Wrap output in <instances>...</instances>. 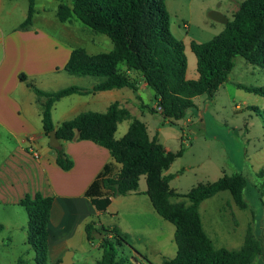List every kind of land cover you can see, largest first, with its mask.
I'll use <instances>...</instances> for the list:
<instances>
[{
  "label": "trees",
  "instance_id": "trees-1",
  "mask_svg": "<svg viewBox=\"0 0 264 264\" xmlns=\"http://www.w3.org/2000/svg\"><path fill=\"white\" fill-rule=\"evenodd\" d=\"M56 1L61 23L76 17L93 31L110 38L114 45L111 51L94 55L83 48L72 50L64 70L69 75L94 78L97 82L91 89L72 85L45 92L33 82H27L39 98L46 136L55 131L61 141H90L110 152L113 162L103 167L85 193L95 209L106 211L112 199L138 192L144 176L145 194L153 208L176 229V256L163 258V264H253L256 258L264 257L263 241L251 225L247 227L240 249L215 248L204 231L199 213L204 200L223 191L230 192L240 209H247L244 191L248 180L244 174H225L213 183L199 184L186 195H179L170 188L173 175H164V172L182 156L183 148L176 153L166 152L157 135L151 138L146 124L132 118L129 110L119 102H113L104 113H80L56 130L52 117L55 103L62 98L128 88L140 102L141 110L156 113L160 107L159 113L166 121L174 123L184 119L188 110L196 107L197 97L205 95L208 100L214 99L216 92L228 81L238 56L264 69V0H244L219 35L204 43L191 42L197 60L195 80L187 78L186 46L171 30L166 0ZM28 2V16L22 29L32 25L36 13V0ZM131 72L139 74L154 91L155 108L141 102L138 82ZM20 78L27 81L23 74ZM238 87L264 98V87L241 84ZM124 119L132 121L127 133L116 139L118 124ZM54 150L57 164L63 170H70L74 162L60 146ZM258 175L264 178V172ZM173 197L185 200L172 202ZM19 205L27 212L26 243L35 251V263L49 264L48 225L53 198L36 193L26 196ZM101 228L108 237L102 240V257L96 264H125L121 250L127 247L135 252L129 237L116 228ZM3 230L4 226L0 225V234ZM98 231L95 223L86 226L89 242L94 241Z\"/></svg>",
  "mask_w": 264,
  "mask_h": 264
},
{
  "label": "rangeland",
  "instance_id": "rangeland-1",
  "mask_svg": "<svg viewBox=\"0 0 264 264\" xmlns=\"http://www.w3.org/2000/svg\"><path fill=\"white\" fill-rule=\"evenodd\" d=\"M218 1L166 0L171 30L186 46L187 76L191 80L197 78V60L191 50V42L204 43L219 35V26L210 17L212 11H217ZM58 4L56 0H36L33 23L22 29L21 25L28 16V0H0V34L6 35L14 30L43 32L56 38L63 49L83 48L92 55L107 53L113 49L110 38L93 31L76 17L61 23L57 17ZM221 4L231 6L232 0H223ZM1 51L2 46L0 55ZM230 77L231 81L226 83L224 89L216 92L213 100H208L205 95L196 98V107L188 110L184 119L174 123L166 121L159 112H145L142 115L143 110L137 99L127 102L124 98L120 104L129 110L132 118L147 123L149 135H157L166 152L176 153L183 148L182 156L176 158L165 171L167 175H173L170 188L175 193L186 195L193 187L213 183L225 174L245 175L248 180L244 191L247 209H240L229 191L219 192L204 200L199 207L204 231L214 247L238 250L243 245L248 225L253 227L254 233L264 244V178L258 175L264 172V105L258 104V109L254 108L257 111H253L251 107L257 105L253 98H258L257 95L239 89L235 83L239 81L245 86L264 87V69L238 56ZM71 78L74 77L63 71L57 81L52 82L47 77L34 79L40 89L57 91L72 85ZM78 78L83 80L85 86L84 80L94 79ZM29 90L36 97L33 90ZM118 90L107 91L101 96L103 101L100 102L99 112H105L111 103L122 100L119 96L121 93L117 92H124L128 99H132L130 89ZM140 97L143 104L155 108V94L151 88L143 89ZM87 98L90 99L77 95L64 99L54 114L55 122L64 119L63 113L71 106L77 107L74 110L78 112L81 109L92 110L86 103L77 106L74 103ZM245 102L249 103L248 106ZM131 121L132 119H124L118 124L116 139L127 133ZM139 184V191L147 189L144 176ZM126 198L118 199L113 209L100 218L106 227L123 231L132 242L135 252L127 247L121 250V256L126 259L125 264H163V258H174L178 249L175 226L156 213L147 197L134 195ZM182 200L185 199L171 198L172 202ZM186 202L189 203L188 200ZM114 209L118 210V216H114L117 213ZM17 211L0 206V223L7 225L0 234V264H36L35 251L26 243L22 230L12 229L6 222ZM27 219L28 216L21 219L26 230ZM98 229L93 242L88 243L82 238L75 258L76 264H95L102 257V240L108 234L101 227ZM49 264H54V261L50 259ZM253 264H264V257L256 258Z\"/></svg>",
  "mask_w": 264,
  "mask_h": 264
},
{
  "label": "crops",
  "instance_id": "crops-1",
  "mask_svg": "<svg viewBox=\"0 0 264 264\" xmlns=\"http://www.w3.org/2000/svg\"><path fill=\"white\" fill-rule=\"evenodd\" d=\"M243 1L232 0L231 6H223L221 4L223 0H219L216 3L218 5L216 10L228 21H231ZM216 23L219 26L217 32L220 34L225 29L226 24ZM0 46H2L0 55V206L3 208L11 207L14 211L18 209L15 214L8 217L6 222L12 229H21L26 238V226L22 225L21 219H25L27 214H25V209L19 205L20 201L26 196H33L36 193H41L45 197H52L53 206L48 225L49 260L52 259L54 264H62L66 254L72 252L68 254L67 258L72 260V264H76L75 258L82 238L84 237L85 241L90 243L87 239L86 226L89 223H95L97 228L106 227L100 218L113 209V205L119 201L118 199H127L126 197L136 195L147 197L151 203L145 194L147 189L139 191V184L138 192L114 198L106 211H97L85 193L103 167L113 162L110 152L90 141L59 140L60 147L74 162L70 170H63L57 164V152L50 147L49 137L44 132L39 98L37 95H35L37 98L31 95L29 92L31 88L27 85V82H33L36 85L34 79L36 77H47L52 82L57 81L62 72H66L64 67L69 60L72 49H63L61 43L49 34L17 30L6 35L1 33ZM22 74L27 78L26 82L21 80ZM138 75L136 72H131L133 78H137ZM69 76L74 77L71 78L72 85L82 88L91 89L97 82L94 79L84 80L87 85L85 86L83 80L78 76ZM230 81L231 77L229 76L226 83ZM137 82L140 96V92L147 89L148 86L140 75ZM226 83L218 91L224 89ZM235 84L243 85L244 83L237 81ZM36 86L38 87V85ZM45 92L54 91L46 90ZM106 92L80 95L90 97V99H79L74 103L76 106L86 103L92 108L88 111L99 112L100 102L103 101L101 96L103 97ZM117 93H121L119 96L122 98V100L117 101L119 104L124 98L127 102L136 100L133 92L132 99H128L124 92ZM77 95L79 94L62 98L55 103L52 110L55 130L62 123L75 118L80 113L87 112L82 109L80 112L75 111L77 107L71 106L66 109V113H63L64 110L61 112L64 119L55 122L54 114L59 107L58 105L64 99ZM257 97L253 98L257 104L251 107L253 111L254 108L258 109V104L264 105V98L258 95ZM86 100L87 102H84ZM244 104L248 106L249 103L245 102ZM154 107H156V101ZM145 112L148 111H142V115ZM60 117L61 115H59ZM145 124L147 126V123ZM116 167L120 168L118 165ZM164 175L167 173L164 172ZM113 211H117L114 216L119 215L118 210L114 209ZM0 225L3 224L0 223ZM3 226L5 229L7 225L4 224Z\"/></svg>",
  "mask_w": 264,
  "mask_h": 264
},
{
  "label": "water",
  "instance_id": "water-1",
  "mask_svg": "<svg viewBox=\"0 0 264 264\" xmlns=\"http://www.w3.org/2000/svg\"><path fill=\"white\" fill-rule=\"evenodd\" d=\"M210 17L212 20H214L216 22H220V23H224V24H227L229 22L228 19L226 17H224L218 11H212L210 13ZM49 140H50V147L51 148H58L60 146V142H59V139H58L55 131L50 132ZM68 254H66V257L63 258L62 264H72V260L67 258Z\"/></svg>",
  "mask_w": 264,
  "mask_h": 264
},
{
  "label": "built area",
  "instance_id": "built-area-1",
  "mask_svg": "<svg viewBox=\"0 0 264 264\" xmlns=\"http://www.w3.org/2000/svg\"><path fill=\"white\" fill-rule=\"evenodd\" d=\"M185 27H186V25H185ZM157 110L160 112L161 111V108L160 107H157Z\"/></svg>",
  "mask_w": 264,
  "mask_h": 264
}]
</instances>
